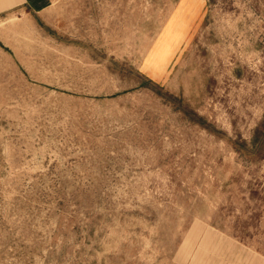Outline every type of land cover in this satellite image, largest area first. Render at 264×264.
Wrapping results in <instances>:
<instances>
[{"label": "rangeland", "instance_id": "obj_1", "mask_svg": "<svg viewBox=\"0 0 264 264\" xmlns=\"http://www.w3.org/2000/svg\"><path fill=\"white\" fill-rule=\"evenodd\" d=\"M0 264H264V0L0 15Z\"/></svg>", "mask_w": 264, "mask_h": 264}, {"label": "crops", "instance_id": "obj_2", "mask_svg": "<svg viewBox=\"0 0 264 264\" xmlns=\"http://www.w3.org/2000/svg\"><path fill=\"white\" fill-rule=\"evenodd\" d=\"M51 4L52 0H0V15L22 9L41 14Z\"/></svg>", "mask_w": 264, "mask_h": 264}]
</instances>
